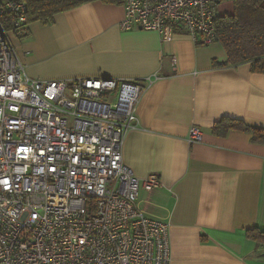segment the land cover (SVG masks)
<instances>
[{
  "label": "crops",
  "instance_id": "crops-1",
  "mask_svg": "<svg viewBox=\"0 0 264 264\" xmlns=\"http://www.w3.org/2000/svg\"><path fill=\"white\" fill-rule=\"evenodd\" d=\"M224 2L231 10H220ZM232 11L233 1L217 5V15ZM125 15L122 2L93 0L52 22L29 21L24 36L11 37L32 77H122L145 86L122 154L141 183L153 172L161 178L150 191L141 184L138 204L170 224L171 264H264V246L247 235L264 229V143L249 131L212 129L225 117L264 127V72L250 62L215 66L228 59L219 40L123 29ZM193 125L200 141L189 140Z\"/></svg>",
  "mask_w": 264,
  "mask_h": 264
},
{
  "label": "built area",
  "instance_id": "built-area-1",
  "mask_svg": "<svg viewBox=\"0 0 264 264\" xmlns=\"http://www.w3.org/2000/svg\"><path fill=\"white\" fill-rule=\"evenodd\" d=\"M122 1L123 29L218 40L222 0ZM28 23L25 0H2L0 264H171L170 224L138 204L141 184L150 191L161 178L153 172L141 183L122 154L145 86L122 77L30 76L11 37L24 36ZM202 136L193 125L189 140Z\"/></svg>",
  "mask_w": 264,
  "mask_h": 264
},
{
  "label": "trees",
  "instance_id": "trees-1",
  "mask_svg": "<svg viewBox=\"0 0 264 264\" xmlns=\"http://www.w3.org/2000/svg\"><path fill=\"white\" fill-rule=\"evenodd\" d=\"M28 6V20L52 22L55 14L93 0H25ZM121 3L122 0H102ZM224 1V0H222ZM220 1L218 4H220ZM233 11L218 14L215 27L218 40L225 47L228 59L223 62L214 60V65L225 67L250 62L252 69L264 72V0H232ZM2 3V0H0ZM8 16L5 15V22ZM213 131L225 135L231 129L245 130L252 133V140L264 143V127L225 117L217 121ZM247 235L257 244L264 245V229L255 227L247 229Z\"/></svg>",
  "mask_w": 264,
  "mask_h": 264
},
{
  "label": "rangeland",
  "instance_id": "rangeland-1",
  "mask_svg": "<svg viewBox=\"0 0 264 264\" xmlns=\"http://www.w3.org/2000/svg\"><path fill=\"white\" fill-rule=\"evenodd\" d=\"M226 1H229V3H231V1L232 0H226ZM225 4H223L222 6H220V10L221 11H226V10H229L230 9V6L228 5V4H226V3H228V2H224ZM231 10V9H230ZM262 247L264 246V245H261ZM264 251V250H263Z\"/></svg>",
  "mask_w": 264,
  "mask_h": 264
}]
</instances>
